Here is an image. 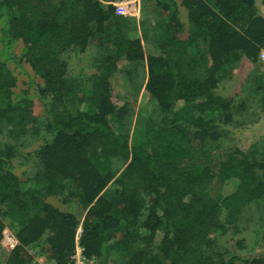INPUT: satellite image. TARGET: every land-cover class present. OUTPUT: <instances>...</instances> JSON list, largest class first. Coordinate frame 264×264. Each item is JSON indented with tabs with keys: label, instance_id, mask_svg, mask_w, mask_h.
<instances>
[{
	"label": "trees",
	"instance_id": "1",
	"mask_svg": "<svg viewBox=\"0 0 264 264\" xmlns=\"http://www.w3.org/2000/svg\"><path fill=\"white\" fill-rule=\"evenodd\" d=\"M128 1L0 0V264H69L77 236L98 264H264L213 250L247 208L264 210V142L212 158L236 113L222 77L244 60L260 70L264 0H140L147 52ZM87 52L89 68L70 72L67 57ZM24 65L34 75L17 90ZM141 89L151 112L137 115L131 145ZM40 132L47 140L24 153ZM19 160L33 162L21 177Z\"/></svg>",
	"mask_w": 264,
	"mask_h": 264
},
{
	"label": "rangeland",
	"instance_id": "2",
	"mask_svg": "<svg viewBox=\"0 0 264 264\" xmlns=\"http://www.w3.org/2000/svg\"><path fill=\"white\" fill-rule=\"evenodd\" d=\"M180 2V0H178ZM128 0H120V6L126 5ZM140 0L136 2V10L134 16L137 21L138 35L141 38L142 45L145 52L150 49V44H146L142 39V33L140 31V26L138 21L141 17V6ZM259 5V2H257ZM131 9L128 8L126 12L127 16H131ZM181 18L184 23H187V14L183 8H180ZM94 53L87 52L84 54L82 59L76 58L73 54L69 55V70L74 74H79L83 72V69L89 68L91 58ZM87 62L89 66L87 67ZM25 73L18 71V81L17 90L26 88L27 77H33V73L27 65L22 66ZM234 72L230 74V77L224 76L221 81V91L225 96L235 98L233 106L236 108V113L234 114V122L232 125L227 127V135L220 141L219 148L214 151L212 158L215 160L223 159L224 154L230 148H238L242 151H248L252 147L260 145V142L264 138V109L261 103L260 92H255L256 87L259 86L258 83L262 77L261 71L258 68H254L251 63L247 61H241L235 67ZM21 72V73H19ZM38 79V78H37ZM114 85L124 87V83L121 77L113 80ZM132 94V93H131ZM242 101V102H241ZM242 104V105H241ZM135 116L132 122L131 133H130V144L134 145L139 140L140 130L135 126V120L137 115L145 116L146 113L151 112V104L146 98L144 90L141 89L136 102L134 103ZM240 108V109H239ZM239 109V112L237 111ZM34 115L38 116L40 120L44 118V112L42 106L35 102L33 107ZM47 140L46 135L40 132L38 136L29 135L25 139L24 147L22 150L24 153L32 152L40 144ZM21 161L14 162V173L21 177L23 174H27L33 167V162L24 164ZM53 205L57 206L60 210L64 212L74 211V207H69L68 205H62L57 199L49 200ZM261 218L263 220H261ZM242 221L239 223L243 226L239 233L231 236H217V247L213 248L214 252L217 250H227L235 256L240 257L243 260H252L254 258L264 257V246L261 241V229L262 224H264V210H258L256 207L250 206L244 211L242 216ZM262 221V222H261ZM264 226V225H263ZM242 248H240L236 241L242 240ZM115 264V263H110Z\"/></svg>",
	"mask_w": 264,
	"mask_h": 264
},
{
	"label": "built area",
	"instance_id": "3",
	"mask_svg": "<svg viewBox=\"0 0 264 264\" xmlns=\"http://www.w3.org/2000/svg\"><path fill=\"white\" fill-rule=\"evenodd\" d=\"M258 63L259 68L263 77V89H264V46L260 48L258 53ZM3 235V244L6 250H12L17 244V240L14 237L13 233L9 229H5L2 233ZM78 241V236H77ZM76 241L74 254L71 256V262L69 264H98V259L95 257H86L80 247L78 246V242ZM30 252V251H29ZM33 255V251L31 252ZM36 261L42 264V258H37Z\"/></svg>",
	"mask_w": 264,
	"mask_h": 264
}]
</instances>
